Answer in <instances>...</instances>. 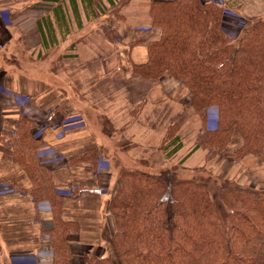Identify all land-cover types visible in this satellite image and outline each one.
Here are the masks:
<instances>
[{"label":"rangeland","instance_id":"374dc122","mask_svg":"<svg viewBox=\"0 0 264 264\" xmlns=\"http://www.w3.org/2000/svg\"><path fill=\"white\" fill-rule=\"evenodd\" d=\"M4 1L0 7V36H3L0 42L8 40L4 37L6 29L16 28L19 23L31 32L32 48L25 53L21 71L28 82L31 80V85L36 83L38 76L49 80L50 85L55 84L61 101L54 104L48 100L45 115L37 120L27 116L21 118L28 121L32 149L23 146L22 127L8 135L7 142L6 137L4 142L0 140L7 145L6 149L2 148L4 145L0 149V173L4 175L0 177V226L5 232L8 227H14L13 236L23 239L22 246L4 247L0 242V264H52L51 229L54 227H50L49 219L55 226L57 209H61L63 220L78 218L82 222L80 233L68 234L75 253L88 248L84 243L97 242L92 233L100 234L106 214L102 193L110 190V176L114 181L124 168L155 172L177 166L181 177L212 176L217 179V183L213 182L214 188L223 178L253 189L264 188V160L253 155L236 158L234 150L240 140L232 142L226 152L202 147L192 150L202 130L208 133L217 128L218 105H209L203 120L191 104L189 89L180 79L169 72L145 76L135 70L138 60L132 54L134 49L139 43L149 41L151 36L152 39L160 37V28L151 23L149 16L153 0L140 3L116 0L113 5L108 0H100L102 6L90 15L92 18L82 12V28H76L73 23V33L42 55L37 54L39 37L33 38L34 19L43 9L38 6L41 0H28L22 6L19 0ZM209 1L219 5L226 2ZM239 2L224 16L226 22L230 20L231 27L249 18L264 17V0ZM66 7L69 9V5ZM17 9L24 12L18 16ZM127 12L132 13L128 15ZM141 17L146 18L144 24ZM124 34L129 38L124 40ZM72 43L78 54L64 56L72 52L69 48ZM90 46L93 47L90 49ZM0 54L2 56L3 50ZM10 55L6 52L7 61H0L3 69L10 64ZM14 71L20 72L16 68ZM0 81H4L3 77ZM3 87H7L6 84L3 83ZM19 94L21 91L14 89L15 101ZM23 98L31 101V105H42L41 102L36 105L31 92ZM213 108L218 109V118ZM174 133L179 135L182 147L168 156L165 146ZM94 147L99 151L89 157L88 150ZM81 156L90 160H78ZM16 157L18 159H14ZM24 157H32L39 169L51 170L55 192L62 196L61 204H57L59 208L56 209L50 200L35 198L30 192L33 180L23 164ZM3 159L14 162L13 178L5 179V173L11 168ZM59 164L66 167L61 168ZM83 182L93 190L75 196L72 186ZM15 196L25 197L29 202H22ZM81 260L82 253H79L74 261L80 263Z\"/></svg>","mask_w":264,"mask_h":264},{"label":"trees","instance_id":"16d2710c","mask_svg":"<svg viewBox=\"0 0 264 264\" xmlns=\"http://www.w3.org/2000/svg\"><path fill=\"white\" fill-rule=\"evenodd\" d=\"M70 2L80 23L78 0ZM99 2L81 0L93 11L102 6ZM238 2L153 0L149 16L160 28V37L148 43L147 59L134 67L145 76L169 72L180 79L203 120L207 107L218 105L217 128L202 130L193 151L202 147L226 152L240 140L236 158L253 155L264 160V17L231 27L224 16ZM54 14V21L46 17L44 22L51 39L56 23L63 32L69 25L64 6L57 5ZM27 123L20 118L17 126L22 127L23 146L30 150ZM168 140L165 151L172 156L182 143L177 133ZM98 151L94 147L87 155ZM83 156L78 160H90ZM24 159L33 180L30 192L56 208L62 196L55 192L53 173L39 169L32 157ZM116 181L114 191H106L109 198L100 234L92 233L97 242L84 243L88 248L81 252H74L68 236L81 232V220L65 221L56 208L52 264H264V188L227 178L214 188L217 179L212 176L181 177L177 166L155 172L124 168ZM92 188L84 182L72 186L75 196ZM79 253L82 260L76 263Z\"/></svg>","mask_w":264,"mask_h":264},{"label":"crops","instance_id":"0c3cea01","mask_svg":"<svg viewBox=\"0 0 264 264\" xmlns=\"http://www.w3.org/2000/svg\"><path fill=\"white\" fill-rule=\"evenodd\" d=\"M28 0H19L20 2V6L24 5V2H26ZM171 1V0H169ZM4 0H0V7L4 4ZM140 3L141 0H132V3ZM38 6L43 8L42 9V13H40L37 17H35L34 19V26H35V31H34V35L33 38H36V35L39 37V41H38V45H39V49H38V55H42L44 54L48 49L52 48V47H56L60 44V42L65 39V37H67L68 35L70 36L73 32V23L75 24L76 28L80 29L83 27V19H82V12L86 15H89V18H92L91 16L94 14V11L92 9H85L83 4L81 3V0H78V6L80 7V23L77 20V18L75 17V15L72 12V7H71V2L70 0H41ZM61 4L62 6H64V9L66 10V12L68 13V20H69V25H68V29L65 30L63 32V30L60 28V26L57 25V23L55 24V31H54V38L51 39L49 31L46 29V25L44 24L46 17H50L53 19V21L55 20V14H54V8ZM66 5H69V9H67ZM21 9V8H20ZM24 10H26L24 8ZM16 14L19 11L18 9L15 10ZM23 9L21 11H19V15L20 16L23 13ZM132 13V12H131ZM131 13L127 14L130 15ZM16 14H14V16H16ZM91 15V16H90ZM127 17V15H125ZM128 20L131 19V17H127ZM14 19V17H13ZM141 20H143V24L145 23L146 18H142ZM130 22H132V20H130ZM19 23V25L10 28L9 30L6 29L7 34L4 36L5 39H8L6 42L3 43V41L0 42V52H2L3 50V54L1 56L0 54V61H7V59L5 58V54L6 52H10V64L6 65V67L3 69L2 64H0V79H4V81H0L1 85H0V140H3L4 142V138L6 137L5 142H7V137L8 135H13L15 134V131L18 129L17 123L18 120L20 118H22L23 116H27L30 118H34L35 120L41 118V116L45 115V111H46V107L48 105V100L49 101H53L54 104L55 102L61 101V95L59 97V95L57 94V90L55 87V84H51L49 83V80L40 78L39 76L37 77V81L35 84L31 85L30 81L28 82L27 78H25V75L23 74V71H21L20 66H22L23 62H25V53L27 51H29L32 48V44L30 42L31 39V32H28L26 30V28H23L24 26ZM146 29V27H144ZM88 37H92V36H88ZM3 36H0V40H2ZM124 40L129 38L128 35L124 34V36L122 37ZM150 40L147 42H141L139 43L138 47L135 48L134 52L132 53L133 56H135L136 60H138L137 62H143L147 59L148 57V49H147V45L150 41H154L157 39V37H155L154 39H152V36L149 37ZM10 39V41H9ZM146 44V45H145ZM36 45V40H35V44L34 47ZM93 46H90V49ZM9 48V49H8ZM69 48L72 49V52H70L69 54H66L64 56L67 57H72L74 55H77V51L74 50V44H70ZM32 52V51H31ZM134 58V59H135ZM2 61V62H3ZM4 61V62H5ZM1 63V62H0ZM8 63V62H7ZM18 69L20 72H18L17 74L15 73L14 69ZM3 83L6 84L7 87H3ZM34 87V88H33ZM14 89L21 91V94H19V99L17 101H15V96L13 95L14 93ZM31 92V94L33 95V98L35 99V101L37 102L36 105H40L39 102L42 103V105L40 106H34L31 105V101L26 102V99L23 97H27V93ZM16 93V92H15ZM20 93V92H19ZM17 94V93H16ZM25 94V95H24ZM22 97V100H21ZM41 111L43 113H41ZM3 137V138H2ZM3 142H0V149H1V145L2 148L6 149L7 145H5ZM3 143V144H2ZM13 149V146L11 147L10 150ZM5 160L7 159H3V161L5 162ZM6 163H9L8 167L11 168L9 173H5V179L6 178H13V174H14V169L12 168L14 165V162L10 159V161L7 160ZM59 167H66V165L64 164H59ZM4 176L3 173L1 175L0 173V177ZM73 178V177H72ZM116 179L113 181L111 179V176L109 178L108 181V187L111 191H114L115 185H116ZM10 181V180H9ZM22 184V183H21ZM23 186H25L24 184H22ZM26 187V186H25ZM108 190V191H110ZM103 194V201L104 204L106 203L107 199L109 198L108 196H106V192L102 193ZM111 195V194H110ZM109 195V196H110ZM16 198H20V200H22V202H29L28 199H26L25 197L22 196H15ZM107 197V198H106ZM104 204L102 206V208L104 207ZM34 208V205L32 206V209ZM34 210V209H33ZM50 222V227H52L54 225V223L52 222V219H49ZM21 224V223H20ZM26 224V223H25ZM40 228V227H39ZM49 228V227H47ZM21 229H23V226L21 225ZM7 232H5L4 230L2 231V227L0 226V242L2 245H4V247H12V246H22L23 244V239L20 236H13V230L14 227H8ZM9 231V232H8ZM23 233V231H22ZM20 233V234H22ZM34 245H36L34 243ZM7 250V248H5Z\"/></svg>","mask_w":264,"mask_h":264},{"label":"clouds","instance_id":"9594fccd","mask_svg":"<svg viewBox=\"0 0 264 264\" xmlns=\"http://www.w3.org/2000/svg\"><path fill=\"white\" fill-rule=\"evenodd\" d=\"M212 111L217 113V118H218V109L213 108Z\"/></svg>","mask_w":264,"mask_h":264}]
</instances>
